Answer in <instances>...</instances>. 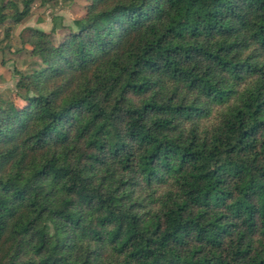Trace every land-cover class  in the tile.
Returning <instances> with one entry per match:
<instances>
[{"label": "trees", "instance_id": "16d2710c", "mask_svg": "<svg viewBox=\"0 0 264 264\" xmlns=\"http://www.w3.org/2000/svg\"><path fill=\"white\" fill-rule=\"evenodd\" d=\"M0 0V25L36 2ZM0 101V264H264V0H91ZM20 102V104L18 103Z\"/></svg>", "mask_w": 264, "mask_h": 264}, {"label": "rangeland", "instance_id": "374dc122", "mask_svg": "<svg viewBox=\"0 0 264 264\" xmlns=\"http://www.w3.org/2000/svg\"><path fill=\"white\" fill-rule=\"evenodd\" d=\"M90 2L54 0L43 5L38 1L33 5L31 15L22 24L13 27L9 39L5 33L8 26L0 25V101L9 99L16 92V84L21 75L40 66V59L33 56L22 43L25 29L37 28L52 32L57 42L70 31L76 30L75 21L86 16Z\"/></svg>", "mask_w": 264, "mask_h": 264}]
</instances>
